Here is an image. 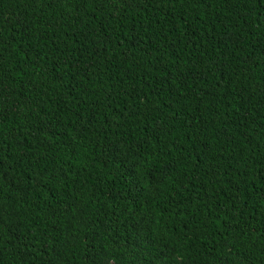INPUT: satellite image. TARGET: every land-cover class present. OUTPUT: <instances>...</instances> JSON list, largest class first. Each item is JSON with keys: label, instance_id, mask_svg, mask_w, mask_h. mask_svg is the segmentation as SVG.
<instances>
[{"label": "trees", "instance_id": "1", "mask_svg": "<svg viewBox=\"0 0 264 264\" xmlns=\"http://www.w3.org/2000/svg\"><path fill=\"white\" fill-rule=\"evenodd\" d=\"M0 264H264V0H0Z\"/></svg>", "mask_w": 264, "mask_h": 264}]
</instances>
